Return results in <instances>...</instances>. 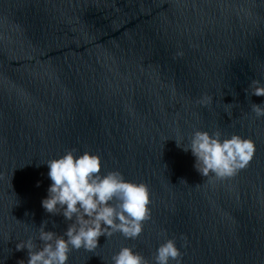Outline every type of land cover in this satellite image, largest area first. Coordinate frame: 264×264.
<instances>
[{
    "label": "water",
    "instance_id": "obj_1",
    "mask_svg": "<svg viewBox=\"0 0 264 264\" xmlns=\"http://www.w3.org/2000/svg\"><path fill=\"white\" fill-rule=\"evenodd\" d=\"M253 79L264 84V0H0V264H27L16 244L40 247L43 222L67 230L41 202L46 163L71 149L98 155L101 176L146 184L151 219L137 240L101 236L67 264H113L124 247L154 264L173 238L182 264H264ZM195 131L251 139L254 157L231 178L203 177L182 148Z\"/></svg>",
    "mask_w": 264,
    "mask_h": 264
},
{
    "label": "clouds",
    "instance_id": "obj_2",
    "mask_svg": "<svg viewBox=\"0 0 264 264\" xmlns=\"http://www.w3.org/2000/svg\"><path fill=\"white\" fill-rule=\"evenodd\" d=\"M176 55L183 56V52ZM249 89L251 96L264 97L261 80H251ZM249 89H245L247 95ZM197 103L207 106L212 103V98L206 96ZM262 105H251L257 119L264 117ZM177 146L181 147L178 143ZM182 148L185 152L191 151L195 157L194 167L198 173L203 177L212 174L221 180L245 169L256 150L251 139L232 135L221 140L219 131L211 135L195 131L188 146ZM75 151L68 150L61 158L46 163L52 184L48 188L47 198L41 202L47 213L62 215L71 223L61 236L45 231L47 222H43L38 237L42 242L40 247L31 237L17 243L16 251L27 250V264H67L71 251L83 248L93 252L101 236L110 238L117 232L126 239L137 240L144 224L151 219L150 195L146 184L128 182L119 171L101 176V159L98 155L84 152L76 157ZM181 239L187 240L185 236ZM183 256L173 238L166 239L157 248L153 260L154 264H170V261L182 264ZM111 259L113 264H149L148 259L128 247L121 248ZM18 264L25 262L21 260Z\"/></svg>",
    "mask_w": 264,
    "mask_h": 264
}]
</instances>
